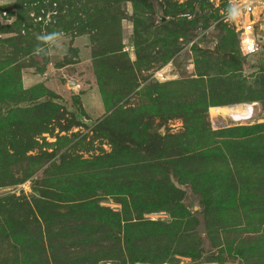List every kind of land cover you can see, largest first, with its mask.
Segmentation results:
<instances>
[{
	"label": "rangeland",
	"instance_id": "1",
	"mask_svg": "<svg viewBox=\"0 0 264 264\" xmlns=\"http://www.w3.org/2000/svg\"><path fill=\"white\" fill-rule=\"evenodd\" d=\"M168 1L182 12L166 15V0H149V7L139 0H0V67L6 63V70L19 71L21 78V85L0 93V217L19 230L26 215L16 204L32 196L54 203L61 188H70L69 199L78 205L101 200V206L120 211L116 200L129 189V198L149 193L152 211L144 220L174 221L153 187L163 179L161 173L106 178V169L98 166L105 160H97L113 149L93 126L118 108L149 106L153 86L169 98L165 116L174 114L167 129L159 128L162 120L155 114L163 135L183 134L185 121L192 125L179 109L190 107L199 115L206 106L210 131L200 138L196 133L192 158L183 166L195 179L179 185L190 213L180 227L188 229L189 239L181 247L170 246L163 261L156 251L163 253L161 241L150 254L137 250L143 261H130L122 244L118 261L99 264H264V44L247 55L213 0ZM53 32L62 34L58 41L39 39ZM38 46L45 51L38 53ZM72 81L77 85L70 86ZM77 116L80 122L70 128ZM251 126L254 132L241 129ZM220 163L230 164L228 188L218 193L207 187L219 197L206 201L194 189L205 188L204 176L210 173L216 181ZM249 167L259 169L246 173ZM123 182L128 183L124 188L114 186ZM95 224L94 236L82 247L81 241L54 239L58 253L43 262L90 264L113 239L105 221ZM8 236L0 226V264H17L23 259Z\"/></svg>",
	"mask_w": 264,
	"mask_h": 264
},
{
	"label": "trees",
	"instance_id": "2",
	"mask_svg": "<svg viewBox=\"0 0 264 264\" xmlns=\"http://www.w3.org/2000/svg\"><path fill=\"white\" fill-rule=\"evenodd\" d=\"M139 1L144 5L147 4L149 7V0ZM166 3L168 4L165 10L166 15H175L178 12H182L181 9H175L170 1L166 0ZM202 7H204V4ZM202 7L201 9H204ZM216 12L219 13L217 9ZM169 23L171 22H163V25H169ZM236 35L237 42L242 47V42L238 39L240 37L238 34ZM243 51L246 53L244 49ZM111 54L115 57L117 56L116 52ZM233 59L237 62L239 61L235 57ZM9 65L11 66L10 63ZM7 67L6 63L0 67V93L2 90L10 87H16L17 83L21 85L20 72L17 71L15 74L13 69L6 70ZM151 91L155 97L152 96V93L150 94L153 100L149 106L143 105L140 109H130L129 111H121L118 108L116 113H112L104 123L100 122L98 125L93 126L94 131L99 132L102 138L109 140L113 149L110 154L97 159L105 160L104 163H99L98 166L106 169L103 175L106 178H118L117 176L125 172L137 174L139 172H143L144 174L145 172L161 173L163 179L157 186H152L155 188V192L162 195L163 207L172 213L175 220L169 224L162 221L144 220V215L152 211L149 193L146 194L144 192L137 196H141L142 199L131 196L129 198L125 196L130 193L129 189L126 190L129 193L124 192L125 195L116 200L122 206V210L120 211L101 206V200L86 202V205L84 203L83 205L82 203L78 205L76 204L77 200L69 199V196L74 194L70 188L58 190L54 194L57 198L54 203H48V201L41 202L36 196H32V198L24 197L20 203L16 204L17 209H20L26 215L24 220L18 222L19 230H16L13 225L7 227L10 222L9 219L7 217H0L2 230L6 231L7 235L9 234L7 239L13 241L18 254L22 256L21 259L23 260L17 264H46L43 261L48 258L47 255L51 254L54 256L58 253V248L53 246L54 239L62 242L67 238L77 242L81 241V244L78 246L83 245L82 242H87L94 236V228L97 225L95 223L101 220L102 222L105 221L110 228H113V231H111L113 236V239H111L112 245L111 247L109 245L108 247L106 246L105 252L100 251V249L97 250L96 254L90 258V264H99L101 261L107 262L109 260L118 261L120 259V246L122 244L126 247L125 250L127 251L129 260L133 263L140 262L144 259L137 255V250L150 254L151 246L152 248L155 246L159 249L161 241L162 247L160 251L163 253H159L158 250L156 251L159 261H163L168 259V256L164 255V253L165 251L170 252V246L181 247L183 241L189 239L188 229L182 231L180 227L187 216H190V213L187 212V208L183 203L184 190L179 185H184L183 181L189 178L195 179V177L190 176L184 170L183 166L187 162H190L191 153L189 150L191 145H196V140L198 139L196 133L198 132V137L200 138L202 132L206 133L210 131V124L204 119L206 106L201 108L199 115L195 109L190 107L185 110L179 109L184 119L190 121L192 125L189 126L185 121L183 134L173 135L167 133L163 135L159 131V128L167 129V120L172 118L174 114L170 118L167 115V117L165 116L169 112V107L165 103V101L169 100L167 95L160 96L157 87L152 86ZM75 104L82 112V107L79 105L77 98H75ZM155 114L162 120L158 129L155 127L153 121L157 117ZM80 116H82V113ZM79 118L77 116L75 118L76 122L71 123L69 127L72 128V126L78 125L80 122ZM241 129L254 132L256 127L251 126ZM218 148L221 147L218 146ZM220 158L228 161L226 155H221ZM121 159H124V162L120 163ZM0 160H2V154L0 155ZM142 162L144 163L143 165L141 164ZM258 169L249 167L246 173H253L254 171H258ZM215 172L216 181H214V176L210 173L208 178L204 176L205 188H199L198 186L199 190L194 189L196 192L200 191L203 193L202 196L206 201L210 199L216 200L219 197L214 192H210V194L207 187H210L212 191L218 189V193L228 188V185L224 181H226L231 173L230 164L224 167L220 163L217 165ZM173 178L177 180L175 181ZM207 181H214V183H207ZM122 184L114 186L124 188L128 183L123 182ZM135 192V196L137 193H140L138 190H135ZM107 194L109 192H106L104 195ZM58 201L65 203V205L58 204ZM63 207L67 211L66 213L60 211V208ZM44 210L49 212L51 216H45ZM89 212H91V216H89ZM134 217L139 221L133 222ZM17 220H11V222L16 224ZM53 256L52 258H54ZM55 262L56 264L58 263L57 261Z\"/></svg>",
	"mask_w": 264,
	"mask_h": 264
},
{
	"label": "built area",
	"instance_id": "3",
	"mask_svg": "<svg viewBox=\"0 0 264 264\" xmlns=\"http://www.w3.org/2000/svg\"><path fill=\"white\" fill-rule=\"evenodd\" d=\"M213 2L221 19L229 23L239 35L246 53L248 55L258 53L264 44V0H213ZM231 8H238L237 17L229 15Z\"/></svg>",
	"mask_w": 264,
	"mask_h": 264
},
{
	"label": "clouds",
	"instance_id": "4",
	"mask_svg": "<svg viewBox=\"0 0 264 264\" xmlns=\"http://www.w3.org/2000/svg\"><path fill=\"white\" fill-rule=\"evenodd\" d=\"M229 15L233 18L237 17L239 15L238 8H231ZM61 36H62L61 33L53 32V33L42 35L39 39L42 42H44V44H52L53 41H58L61 38ZM36 50L38 53H41L45 51V48L38 46Z\"/></svg>",
	"mask_w": 264,
	"mask_h": 264
},
{
	"label": "water",
	"instance_id": "5",
	"mask_svg": "<svg viewBox=\"0 0 264 264\" xmlns=\"http://www.w3.org/2000/svg\"><path fill=\"white\" fill-rule=\"evenodd\" d=\"M69 85L70 86H76L77 85V82L76 81L69 82Z\"/></svg>",
	"mask_w": 264,
	"mask_h": 264
},
{
	"label": "bare ground",
	"instance_id": "6",
	"mask_svg": "<svg viewBox=\"0 0 264 264\" xmlns=\"http://www.w3.org/2000/svg\"><path fill=\"white\" fill-rule=\"evenodd\" d=\"M216 110H217V109H216ZM250 110H251V109H250ZM250 110L246 109L245 112L250 111ZM217 111H218V110H217ZM237 112H238V111H237ZM242 115H245V114H242ZM237 117H240V114H238Z\"/></svg>",
	"mask_w": 264,
	"mask_h": 264
}]
</instances>
